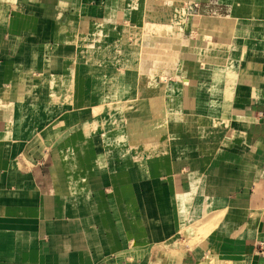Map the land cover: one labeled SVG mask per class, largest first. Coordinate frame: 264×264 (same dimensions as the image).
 <instances>
[{"label": "crops", "instance_id": "crops-1", "mask_svg": "<svg viewBox=\"0 0 264 264\" xmlns=\"http://www.w3.org/2000/svg\"><path fill=\"white\" fill-rule=\"evenodd\" d=\"M206 258L264 264V0H0V264Z\"/></svg>", "mask_w": 264, "mask_h": 264}, {"label": "bare ground", "instance_id": "bare-ground-1", "mask_svg": "<svg viewBox=\"0 0 264 264\" xmlns=\"http://www.w3.org/2000/svg\"><path fill=\"white\" fill-rule=\"evenodd\" d=\"M241 1V0H240ZM243 1V0H242ZM244 2H245V0H244ZM245 4V3H244ZM238 5V4H237ZM242 5V4H241ZM240 5V6H241ZM246 5V4H245ZM244 5V6H245ZM249 5V4H248ZM247 5V6H248ZM242 8V7H241ZM240 8V10H243L244 8H242L241 9ZM232 10V9H231ZM235 8H234V12L233 13H235ZM255 11H256V9H254ZM233 11V10H232ZM239 10H236V12H238ZM254 11V12H255ZM248 12V11H247ZM253 12V13H254ZM244 14V13H243ZM240 16V15H239ZM235 17H237V16H235ZM234 19V18H233ZM252 21V20H251ZM243 23V22H242ZM263 25V24H262ZM251 26V25H250ZM252 28V27H251ZM254 28V27H253ZM258 28V27H257ZM252 30V29H251ZM253 31V30H252ZM255 32V31H254ZM260 32H262V31H260ZM256 33H257V31H256ZM252 34V33H251ZM260 34V33H259ZM237 38V37H236ZM208 41V40H207ZM210 46V45H209ZM161 89V88H160ZM151 107H152V120L151 121H149L147 124H145V129L149 132V135H150V138H152L153 139V141H154V139H155V142L157 141V137H159L160 136V134H161V132H163V125H164V109H163V103H162V100H161V98H155V99H153L152 98V100H151V105H150ZM139 127H134V129L132 130L133 132H136L137 131V129H138ZM148 138H149V136H148ZM149 140V139H148ZM152 141V142H153ZM163 143V142H162ZM158 144V143H157ZM147 145V144H146ZM144 146H145V144H144Z\"/></svg>", "mask_w": 264, "mask_h": 264}, {"label": "rangeland", "instance_id": "rangeland-1", "mask_svg": "<svg viewBox=\"0 0 264 264\" xmlns=\"http://www.w3.org/2000/svg\"><path fill=\"white\" fill-rule=\"evenodd\" d=\"M195 226L186 227L184 229L183 235L185 237L186 243H183V244L176 243V244H179L180 248L185 247V246H188L189 248H193L195 245V243H193L194 238H196L195 241L203 239V234L200 233V231H202V230H200V228H198L199 225H195ZM193 231L196 232L194 238L192 237V235L194 233ZM129 256L134 257L135 255L130 254ZM201 264H223V263H221V261H218L217 259H214V258H208V259L206 258L202 261Z\"/></svg>", "mask_w": 264, "mask_h": 264}]
</instances>
